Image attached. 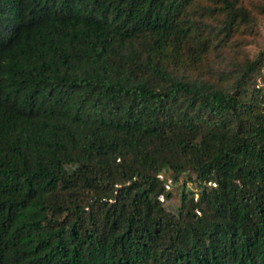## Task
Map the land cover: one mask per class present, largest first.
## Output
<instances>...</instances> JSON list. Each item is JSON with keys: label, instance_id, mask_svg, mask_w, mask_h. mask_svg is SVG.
I'll return each instance as SVG.
<instances>
[{"label": "trees", "instance_id": "obj_1", "mask_svg": "<svg viewBox=\"0 0 264 264\" xmlns=\"http://www.w3.org/2000/svg\"><path fill=\"white\" fill-rule=\"evenodd\" d=\"M237 20V0H0V264H264L258 61L223 90L164 60Z\"/></svg>", "mask_w": 264, "mask_h": 264}, {"label": "rangeland", "instance_id": "obj_2", "mask_svg": "<svg viewBox=\"0 0 264 264\" xmlns=\"http://www.w3.org/2000/svg\"><path fill=\"white\" fill-rule=\"evenodd\" d=\"M211 0H195V4H210ZM238 5L243 6L250 17L248 23H234L228 40L223 43L213 41L205 54L192 58L186 54L180 63L167 55L164 57L169 66H175L174 73L182 79H190L193 82H202L212 85L215 89L231 90L235 76L236 66L245 61H258L257 71L252 74L246 83L249 91L255 94H264V0H237ZM225 20L223 14L214 13L206 16L204 21L208 29H218ZM263 52V53H262ZM262 53V55H261ZM194 57V55H192ZM259 88V89H258ZM193 177L189 172L187 177ZM180 184L172 192V197L162 204L166 210L176 213L181 198ZM185 190L195 192V185L188 183Z\"/></svg>", "mask_w": 264, "mask_h": 264}, {"label": "built area", "instance_id": "obj_3", "mask_svg": "<svg viewBox=\"0 0 264 264\" xmlns=\"http://www.w3.org/2000/svg\"><path fill=\"white\" fill-rule=\"evenodd\" d=\"M158 179L161 180V181H163L165 192L171 191V189H172V181L170 179H168V178L165 179L162 175H159L158 176ZM158 200L160 202H164L165 201V198L163 196H160L158 198Z\"/></svg>", "mask_w": 264, "mask_h": 264}, {"label": "clouds", "instance_id": "obj_4", "mask_svg": "<svg viewBox=\"0 0 264 264\" xmlns=\"http://www.w3.org/2000/svg\"><path fill=\"white\" fill-rule=\"evenodd\" d=\"M160 202V201H159ZM160 203H163V202H160Z\"/></svg>", "mask_w": 264, "mask_h": 264}]
</instances>
